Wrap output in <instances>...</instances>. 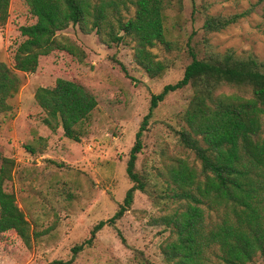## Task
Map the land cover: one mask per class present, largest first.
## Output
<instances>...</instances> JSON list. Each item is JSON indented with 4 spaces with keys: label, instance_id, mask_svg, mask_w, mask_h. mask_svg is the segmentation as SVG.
<instances>
[{
    "label": "rangeland",
    "instance_id": "rangeland-1",
    "mask_svg": "<svg viewBox=\"0 0 264 264\" xmlns=\"http://www.w3.org/2000/svg\"><path fill=\"white\" fill-rule=\"evenodd\" d=\"M127 4L123 14L131 17L135 8ZM246 10L225 29L206 33L203 28L207 15L227 17ZM35 21L25 0H10L9 18L0 27V61L13 67L25 38L20 27ZM164 25L167 43H157L152 51L170 66L158 77L138 65L132 39L107 45L95 31L86 33L72 24L62 33L86 51L84 60L54 51L41 57L35 72H17L22 83L9 100L13 110L0 114V162L2 156L15 161L5 188L16 195L35 238L28 247L15 230L1 233L0 264H170L162 247L171 229L163 217L181 209V203L165 194L167 169L179 158L201 168L178 135L187 127L183 114L191 87L169 93L155 108L137 160L147 190H137L131 208L111 222L133 185L126 172L131 148L151 97L182 78L193 59L191 49L198 58L233 50L264 60V0H170ZM57 78L74 80L97 98L89 120L76 129L79 141L43 123L35 92L53 86ZM237 91L224 86L218 93ZM102 221L92 243L75 253L73 248Z\"/></svg>",
    "mask_w": 264,
    "mask_h": 264
},
{
    "label": "trees",
    "instance_id": "trees-1",
    "mask_svg": "<svg viewBox=\"0 0 264 264\" xmlns=\"http://www.w3.org/2000/svg\"><path fill=\"white\" fill-rule=\"evenodd\" d=\"M25 2L36 21L20 27L25 38L15 51L13 67L0 61V114L13 110L9 100L22 83L18 71L35 72L41 57L54 51L84 60L86 51L62 33L71 24L86 33L95 31L107 45L132 39L134 58L150 77L161 76L170 66L152 51L157 43H167L164 21L170 0H129L135 8L131 17L123 14V9L129 10L127 0ZM9 7L10 0H0V27L9 18ZM249 12L227 17L207 15L203 28L206 33L220 31ZM190 53L193 59L182 78L151 97L127 161L126 172L133 185L111 222L131 208L137 190H147L137 160L155 108L169 93L191 87L192 96L183 114L187 127L178 135L201 168L179 158L167 169L165 194L180 202L181 209L163 217L171 229L162 247L165 260L170 264H264V60L238 56L233 50L203 58L192 49ZM224 86L238 91L218 93ZM35 99L45 113L43 123L52 131L61 127L66 137L76 141L80 140L76 129L89 120L98 105L94 94L66 78H57L53 86H39ZM14 166L13 159L1 157L0 234L15 230L31 247L35 236L30 222L17 205L16 195L5 188ZM104 224L95 225L91 237L73 251L91 244ZM256 256L260 260L255 261Z\"/></svg>",
    "mask_w": 264,
    "mask_h": 264
}]
</instances>
